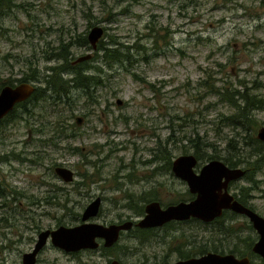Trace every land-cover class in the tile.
Here are the masks:
<instances>
[{
    "label": "rangeland",
    "instance_id": "rangeland-1",
    "mask_svg": "<svg viewBox=\"0 0 264 264\" xmlns=\"http://www.w3.org/2000/svg\"><path fill=\"white\" fill-rule=\"evenodd\" d=\"M13 1L19 6L0 17L1 79H16L31 71L42 79L44 66L55 63L46 57L61 41L84 33L91 23L105 28L100 38L103 44L116 39L124 49L127 47L130 59L112 62L111 66L103 59L92 61L101 68L99 76L107 87L95 89L89 100L81 90L68 94L62 122L73 134L62 139L59 149L39 150L32 117L29 121L8 120L0 124V130H5L0 155L16 153L21 157L18 161L0 159V183L5 187L1 190L17 192L7 197L5 205L0 197V264L19 263L22 253L34 247L41 230L54 229L60 223L65 226L78 223L81 205L100 192L118 199V191L124 189L131 196L130 204L149 190L158 201L177 202L192 197L186 183L171 168L161 167L163 158L152 162L150 159L155 152L162 156L165 144L171 160L185 149L193 153L198 136L199 152L204 155L195 168L198 172L207 161L206 155L212 151L223 155L228 139L240 135L239 128L225 125V116L233 110L227 101L210 91L213 82L215 87L224 85L229 91H242V86L252 88L250 91L263 99L262 107L252 111L260 127L243 134L257 137V131L264 127V0ZM89 50L86 46L73 47L71 57ZM205 80L208 84L204 88L201 83ZM79 116L83 117L81 124L76 122ZM42 119H52L51 112ZM203 141L212 143L213 148H205ZM74 147L80 152H71ZM36 155L44 158L30 162ZM53 162L92 177L98 174L102 181L82 188L80 193L74 190L76 184L64 183L53 174V168L50 169ZM155 167L158 169L153 171ZM123 174L128 175V180L121 178L112 183V175ZM247 176L245 170L243 178L230 184L229 193L253 184ZM252 177L256 180L251 192L254 197L248 204L240 203L264 217V168ZM43 178L59 186V191L40 182ZM110 184L118 186L109 189ZM48 189L60 197L55 203L45 201ZM62 191L68 193V200ZM29 197L36 203L31 204ZM111 207L107 198L102 212H109ZM224 215L235 232L229 236L217 232L218 248L223 253L233 250L237 257L249 256L251 264H264V259L252 250L259 235L249 217L231 209H226ZM217 224V221H188L179 227L174 224L145 233L141 247L132 241L133 264L173 262L180 258L175 247L195 241V250L197 245L210 243ZM245 238L251 240V256L240 253L244 251ZM40 252L39 264L48 261L79 264L85 258L82 254L63 252L50 241Z\"/></svg>",
    "mask_w": 264,
    "mask_h": 264
},
{
    "label": "water",
    "instance_id": "water-1",
    "mask_svg": "<svg viewBox=\"0 0 264 264\" xmlns=\"http://www.w3.org/2000/svg\"><path fill=\"white\" fill-rule=\"evenodd\" d=\"M103 32L104 28L101 25H94L90 28L87 39L93 48L102 37ZM89 56L86 54L77 60L86 59ZM32 90V86L28 83L15 87L5 85L0 90V120L14 108L17 102L26 99ZM120 102L118 101V103ZM257 138L264 141V127L257 131ZM197 163L195 155L189 153L175 157L171 165L173 174L185 181L189 192L194 194V197L191 200L179 201L164 208L158 201L148 202L145 205V214L138 221V225L145 228L158 227L172 220L182 221L189 218L210 222L220 216L224 209H231L249 217L252 226L259 235L252 250L264 259V217L241 204L233 194L229 193V183L241 178L245 170L240 167H229L221 160L212 159L204 163L196 172ZM55 171L65 182H71L74 179L72 170L67 167L57 166ZM99 204L100 198L96 197L85 206L80 224L60 225L54 229L41 230L37 235L34 247L31 251L23 253L19 264H35L37 253L48 240L54 246L67 252L95 248L97 246L96 236L105 237L106 244L111 245L118 237L119 226L104 227L88 221L89 218L97 214ZM130 224L131 222H126L122 227L128 228ZM166 264H250V258L249 256L237 257L233 253L221 254L208 251L200 256L188 257Z\"/></svg>",
    "mask_w": 264,
    "mask_h": 264
},
{
    "label": "flooded vegetation",
    "instance_id": "flooded-vegetation-1",
    "mask_svg": "<svg viewBox=\"0 0 264 264\" xmlns=\"http://www.w3.org/2000/svg\"><path fill=\"white\" fill-rule=\"evenodd\" d=\"M92 26H89L87 29V33L85 36L86 45H81V46H86V47L90 48V50L84 54L77 56L76 58H73L70 56V61L73 64H76L77 62L79 63V62L85 61V60L89 61V63L92 65V67L87 68L85 70V72L88 75L94 74L97 78H99L98 80L100 81V83L95 84V87H94V90L95 89L97 90L99 87H101V89H103V87L106 88L107 85H106V83H103V80H101V77L98 76V74H99V72H101V70L96 66L97 63L95 65L92 63V61L99 62V60H98L99 58L97 57V51H98V47H99V42L102 39V37H101V39H99L95 48H93L89 44L88 39H87V34H88V32ZM104 30H105V28H104ZM80 34H82V33H77V34H74L70 37L71 38H77ZM68 40H69V38H67V40H65V41H61L58 48H55L53 50V52L48 57H46L47 61L52 60L55 63L52 65L44 66V70L42 71V74H43L42 79L38 78L35 75L34 71H31L30 73H28L29 78L27 79V81L19 80L20 77L16 78V79H12V77L4 78V79L0 78L1 79L0 81H2V85L0 86V90L5 85L15 87L19 84L28 83L32 86L33 90L30 93V95L26 99L17 102L15 104L14 108L10 112H8L3 118H1L0 124L4 121L6 122L8 120L15 121L13 119L15 116L17 117V119H24L26 121H29L30 117L34 118V120H35L34 129H32V131H33L34 135L37 136L36 141L39 138H42L45 140L44 142L38 143L37 146H39L41 143H43L45 145V147H39L40 148L39 150H42L41 148L46 149L47 147L51 148L52 151L57 150V149H59L57 146L62 141V139H64L65 137H69L73 134L72 130L68 132L67 129L65 127H63L64 125H63L62 120H65L64 115L67 111L68 94L74 90H81L83 92V89L72 87L69 92L67 91V87L69 85H74V82L69 81L73 77V75L71 73H69L67 68H66L67 66H66L65 45L67 44ZM73 46L74 47H81V46H76V45H73ZM72 48L73 47L70 48V52H71ZM94 50H96V51H94ZM86 54H89L90 56L87 57L86 59L77 60L78 58H81V57L85 56ZM71 55H72V53H71ZM35 69L36 68H34V70ZM30 70H31V67H30ZM37 71L39 72V69ZM67 74L70 76L67 77ZM38 82H41V84H39ZM83 96L87 100H89V96L87 94H84V92H83ZM95 100L97 101V96H96ZM106 103L109 105V100H106ZM61 104H63V107H61ZM105 107H106V105H105ZM48 109H49V111H48ZM50 112L52 115V119L43 120L42 118H46L50 114ZM76 122H77V124H81L83 122V117H81V116L76 117ZM74 125L76 126V123ZM37 128L42 129L43 132L42 131L41 132H35V130ZM154 156H155V158H157V152H155ZM0 159H2L1 155H0ZM38 164L41 165L42 163H38ZM57 166H64V167H67L69 169H71V168L66 166L63 163H60V162H53L50 165V169L53 168V174H55V176H57L64 183H67V184L71 183V184H73V186L77 183L76 185L78 187L89 188L92 184H95V183L102 181V179L99 177L98 174H96V175L93 174V177H92L91 175L87 174L86 172H82V171L77 170V169H74V170L71 169L73 172L74 179L71 182H65L57 175V173L55 171V167H57ZM116 171H119V170H116ZM77 176H79L81 178L79 180H77V178H76ZM121 178H123L124 181H125V179L128 180V175L127 174L112 175V180H113L112 183L117 181V180H120ZM40 182H43V184H47V186L51 187V188L53 186L56 189V191H59L57 188L59 186L55 185L54 183H50V182L44 180V178ZM115 186H118V184H113V185L110 184L109 189H112ZM118 193H120V195L118 196V199L115 197H107L103 192L96 194L89 202H91L94 198L99 197L100 198L99 208H98L97 214L88 219L89 222L100 224V225H103L104 227H109L111 225L119 226L118 237H117L116 241H114L111 245H107L105 237L96 236L95 242L97 243V246L95 248L79 249V250L69 251V252H67V251H65L59 247H57V248L61 249L63 252L70 253V254H78V255L82 254V257H85V258L80 259L79 264H133V261L131 259L132 253H133L132 241H136L139 244V246L141 247L143 240L145 239L144 237L147 235L145 233L151 232L153 230L158 231L159 229L166 226V224L170 223L171 221L166 222L163 225L158 226V227H150V228L140 227L138 225V221L145 214V204L147 202H144L143 212H141V213L136 212L130 207L131 196L127 195L125 193L124 189L122 192H120V190H119ZM82 194H87V193L82 192ZM84 196L85 195H83L82 197H84ZM107 198L109 199L112 207L110 208L109 212L103 213L102 212L103 203L107 200ZM192 198H193V196L188 198V199H185V200H191ZM121 201H123V203ZM151 201H158V200L155 199V200H150L148 202H151ZM88 203H86V205ZM2 204H4V203H2ZM86 205H81L82 211L77 212L78 223L70 224V225L68 224L66 226H74V225L82 223L81 214H82ZM165 206H167V205H164V206L161 205V207H163V208ZM112 209H115L116 211H111ZM227 210H229V209H227ZM131 211H133V213ZM225 211H226V209H224L222 211V215L224 214ZM191 219H189V220H191ZM215 221H216V219L212 222H215ZM126 222H131V224L128 226V228H123L122 226ZM60 225H61V223L59 225H57V227ZM134 233H136V234L134 235ZM139 235L142 237V240L139 238ZM140 247H135L134 249H138ZM31 250H29V251H31ZM40 251L36 255V263L35 264H39V262H40V253H41ZM23 253H25V252H23ZM23 253H22V255H23ZM180 259H186V258H177V260H180ZM21 260H22V256H21ZM52 262H55L57 264H62V263H59L56 261H51V262L48 261L46 264L52 263ZM19 263H21V261ZM19 263H16V264H19ZM166 263H169V262H164L163 264H166Z\"/></svg>",
    "mask_w": 264,
    "mask_h": 264
},
{
    "label": "trees",
    "instance_id": "trees-1",
    "mask_svg": "<svg viewBox=\"0 0 264 264\" xmlns=\"http://www.w3.org/2000/svg\"><path fill=\"white\" fill-rule=\"evenodd\" d=\"M19 6L17 3H15L13 0H0V17L5 16L8 14L14 7ZM94 23H91L90 26H92ZM86 33L87 30L80 34L77 38H71L69 37V40L67 41V44L65 45L66 50V68L69 73L73 75V77L69 80L70 82H74V85H69L67 87V91L69 92L72 87L83 89L84 94H87L89 97L93 96V91L95 84H99L100 81L98 80L94 74L88 75L85 70L89 67H92V65L89 63V61H81L77 62L76 64H73L70 61V48L81 45H86ZM125 46L118 42L116 39H112L111 42L108 41L107 44H103L102 41L99 42V47L97 51V57L99 59H103L109 66H111L112 62H119L124 63L126 60L130 59V54L128 52L127 47L124 49ZM100 70L101 68L96 65ZM99 76V74H98ZM100 77V76H99ZM29 78L28 74H24L22 77L19 78V80L27 81ZM1 80V79H0ZM206 83V85L204 84ZM208 84V81L205 80L201 83V85L205 88ZM2 85V81H0V86ZM216 84L213 82L210 91L218 96L221 100L227 101L230 108H232L233 112L227 116H225V125L232 126L234 129L239 128L240 135L237 137H232L228 139V147L225 149V153L223 155L216 154L213 151L206 155L207 161L212 159H218L223 161L226 165L229 167H236L239 165H242V167L248 171V178L249 183H253L254 186L256 185V180L252 177V174L254 172H259L263 170L264 168V142L259 140L256 136L253 134H243L244 131L252 130L253 132L256 131L257 128L260 127V122L257 119H254L252 117V111L254 109H258L262 107L263 99L260 97H257L255 94H253L250 90L252 88H249L247 86H242V91L235 89L234 91H229L227 87L224 85L222 87L218 86L215 87ZM240 97V101L237 100V98ZM15 121L19 120L15 116L13 118ZM43 132L42 129L37 128L35 132ZM5 130H0V143L2 142L1 139L4 138ZM171 136V135H170ZM169 136L166 138V143L169 140ZM190 139V138H188ZM38 142H44L45 140L42 138L37 139ZM192 141V140H191ZM205 146V148L211 147L213 148V144L210 142H201ZM193 153L196 156L198 162L202 159H204V155H201L199 152V137H196L195 145H194ZM39 147H45L43 143L39 145ZM163 155L157 156L155 158V154L153 155V158L150 159V161H156L158 159L163 158V165H161L162 168L165 170H170L172 165L171 155L170 151L167 149V145H163ZM185 149L183 153L186 152ZM71 152H80L78 148H73ZM38 157L44 158L42 156L36 155L34 158L29 159L30 162H34ZM2 159L5 161L11 160H21V157L16 153L5 154L2 156ZM43 163V162H39ZM198 163V164H199ZM158 168L155 167L153 171H156ZM77 184V183H76ZM253 184H249L247 186H240L239 192L233 193L235 198L239 200L243 204H248V201L254 197V195L251 193L252 190H255V187ZM4 184L0 183V197L4 198V205L6 203L7 197L10 194L17 193L14 190L11 192L2 191L1 189H4L5 187H2ZM84 187H75L74 190L81 193V189ZM63 189V188H62ZM49 194L46 196L45 201L48 203H55V198L59 199L60 197L53 192V189H48L47 191ZM61 194L68 200L67 194L65 192H61ZM183 195V194H182ZM189 196V193H187ZM157 200L155 194L152 190H149L148 192H145L143 194H140L137 199L134 201L133 204L130 205V207L136 211V212H143V205L144 202H148L150 200ZM186 198H180V200H185ZM179 200V201H180ZM160 201V200H159ZM29 202L31 204L36 203V201L29 197ZM178 202V201H177ZM162 205H168L172 203H176L174 200H170L168 202L166 201H160ZM60 206L62 204H59ZM68 212H71L70 208H67L66 205L63 206ZM235 215V213H234ZM233 216V215H232ZM5 219V218H3ZM188 221H196L201 222L199 220H187V221H171L170 223L166 224V226H173L174 224H177L178 227ZM218 224L212 229V236L210 238V243H205L204 245H197V249L195 248V241H189V242H182L180 246L177 248L175 247L174 250L179 255L180 258H187L190 256H195L197 254H203L206 251H214L218 253H223L222 249H219L218 245L220 242L217 232H225L222 233L224 236H229L230 232H235L229 223L227 222V217L223 214V217H219L216 219ZM215 221V222H216ZM224 221V222H223ZM152 233V231H151ZM149 234V233H148ZM139 238L142 240V237L139 235ZM145 238V237H144ZM243 246L244 251L240 253L248 254L251 256V240L250 239H243ZM236 251V250H235ZM229 252L234 253L233 250H230ZM237 253V251H236ZM163 264V263H162Z\"/></svg>",
    "mask_w": 264,
    "mask_h": 264
}]
</instances>
